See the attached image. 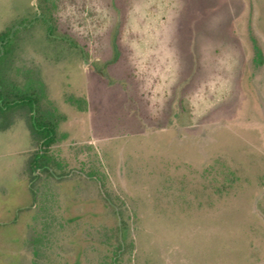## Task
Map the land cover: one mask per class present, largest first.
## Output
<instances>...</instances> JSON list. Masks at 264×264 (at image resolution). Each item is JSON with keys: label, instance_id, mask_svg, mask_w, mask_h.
Returning <instances> with one entry per match:
<instances>
[{"label": "rangeland", "instance_id": "obj_1", "mask_svg": "<svg viewBox=\"0 0 264 264\" xmlns=\"http://www.w3.org/2000/svg\"><path fill=\"white\" fill-rule=\"evenodd\" d=\"M4 32L56 132L35 166L0 109V264H264V0H0Z\"/></svg>", "mask_w": 264, "mask_h": 264}, {"label": "trees", "instance_id": "obj_2", "mask_svg": "<svg viewBox=\"0 0 264 264\" xmlns=\"http://www.w3.org/2000/svg\"><path fill=\"white\" fill-rule=\"evenodd\" d=\"M7 33L4 32L0 35V63L4 59V55L7 51L6 41H7ZM28 105L34 112L33 116V127L34 130L39 134L42 138V147L40 151H38L34 158L35 166L41 165V160L45 157L46 149L52 144L55 136V128L51 122H46L39 116H37V99L31 95H24L18 98V100L8 99L5 97V94L0 86V106H15L17 104Z\"/></svg>", "mask_w": 264, "mask_h": 264}, {"label": "flooded vegetation", "instance_id": "obj_3", "mask_svg": "<svg viewBox=\"0 0 264 264\" xmlns=\"http://www.w3.org/2000/svg\"><path fill=\"white\" fill-rule=\"evenodd\" d=\"M5 97H6V95H5ZM6 98H7V97H6ZM15 106H16V105H15ZM15 106H3V107L0 106V109H1V110H4L5 108L11 109V108H13V107H15Z\"/></svg>", "mask_w": 264, "mask_h": 264}]
</instances>
